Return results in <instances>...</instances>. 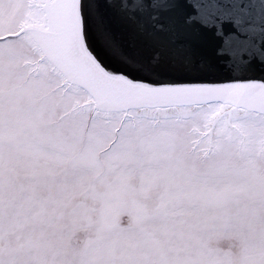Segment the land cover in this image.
I'll return each instance as SVG.
<instances>
[{"label":"rangeland","instance_id":"rangeland-1","mask_svg":"<svg viewBox=\"0 0 264 264\" xmlns=\"http://www.w3.org/2000/svg\"><path fill=\"white\" fill-rule=\"evenodd\" d=\"M55 1L0 0V264H264V110L100 106L35 37Z\"/></svg>","mask_w":264,"mask_h":264},{"label":"bare ground","instance_id":"bare-ground-1","mask_svg":"<svg viewBox=\"0 0 264 264\" xmlns=\"http://www.w3.org/2000/svg\"><path fill=\"white\" fill-rule=\"evenodd\" d=\"M56 1L47 10L46 18L50 29L44 31V36L37 34L35 37L45 55L58 63L63 76L82 84L98 101L104 96L114 99H109L108 103H103V99L100 106L117 109L125 99L128 100V105L156 98V101L169 99L177 102H204L209 97L216 96L232 101L238 98L237 102L249 103L256 112L264 110L262 87L225 85L211 90L208 87H194L148 93L127 88L129 85L123 82L119 84L108 80L97 72L95 65L91 68L86 61H81L76 56L71 57V24L68 15L71 0ZM125 1L132 7L130 10L134 9L136 14L144 16L143 26L147 30L146 35L140 33L132 23L134 18L129 19L126 13H122L118 20L124 23L129 32L126 39L130 41L131 37H137L138 41L146 40V43L151 42L158 49L161 44L169 48L166 58L172 65L167 67L151 60L158 73L153 74L150 79L155 80L154 76L161 77L165 70L185 75L194 74L192 71L201 72V75L215 74L217 77L264 74V0H248L247 6L240 4L239 0H232L238 2L239 8L229 0ZM154 32H157L156 36ZM135 33L140 35L135 36ZM140 42L136 51L138 54H145ZM161 50L162 47L157 59L164 55ZM259 108L261 110L257 111Z\"/></svg>","mask_w":264,"mask_h":264},{"label":"water","instance_id":"water-1","mask_svg":"<svg viewBox=\"0 0 264 264\" xmlns=\"http://www.w3.org/2000/svg\"><path fill=\"white\" fill-rule=\"evenodd\" d=\"M229 1L235 7H240L238 2ZM239 2L246 6L249 3L248 0H239ZM131 8L125 0H71L68 12L69 24H71L69 41L71 57L75 58L76 56L81 61H86L91 68L95 65L97 72L110 81L119 84L123 82L129 85L127 88L148 93L194 87H208L211 90L225 85L232 87L248 85L264 88V74L251 76L233 74L217 77L215 74L201 75V72L192 71L194 74L185 75L165 70L161 77L154 76L155 80L150 79L153 74L158 73L154 69L156 62L167 67L172 65L166 58L169 48L161 44L158 49L151 42L138 41L137 37H131L130 41L127 40L129 32L126 31L124 23L118 20L122 13H126L129 19L130 17L134 18L132 23L140 33L146 35L147 31L143 26L144 16L136 14L134 9L132 12ZM140 33H135V36ZM156 34L157 32H154V36ZM138 42L143 44L142 48L145 54H138L136 51V47L140 46ZM160 47H162L161 52L165 56L157 59ZM151 60H154L155 63Z\"/></svg>","mask_w":264,"mask_h":264}]
</instances>
